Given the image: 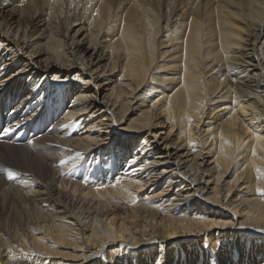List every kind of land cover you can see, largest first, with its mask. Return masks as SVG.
<instances>
[{
    "label": "bare ground",
    "instance_id": "bare-ground-1",
    "mask_svg": "<svg viewBox=\"0 0 264 264\" xmlns=\"http://www.w3.org/2000/svg\"><path fill=\"white\" fill-rule=\"evenodd\" d=\"M0 114V264H264V0H0Z\"/></svg>",
    "mask_w": 264,
    "mask_h": 264
},
{
    "label": "rangeland",
    "instance_id": "rangeland-1",
    "mask_svg": "<svg viewBox=\"0 0 264 264\" xmlns=\"http://www.w3.org/2000/svg\"><path fill=\"white\" fill-rule=\"evenodd\" d=\"M102 97H103V95L100 97V99H101ZM19 102H20V101L17 100V103L14 105V107H15L17 104H19ZM34 102H35V101H34ZM35 104H36V105H35ZM34 105H35V108H36V109H40V108H39L40 105H39L38 103H34ZM37 105H38V106H37ZM35 108H34V109H35Z\"/></svg>",
    "mask_w": 264,
    "mask_h": 264
},
{
    "label": "snow or ice",
    "instance_id": "snow-or-ice-1",
    "mask_svg": "<svg viewBox=\"0 0 264 264\" xmlns=\"http://www.w3.org/2000/svg\"><path fill=\"white\" fill-rule=\"evenodd\" d=\"M15 174L11 171L8 172V178L11 179Z\"/></svg>",
    "mask_w": 264,
    "mask_h": 264
}]
</instances>
